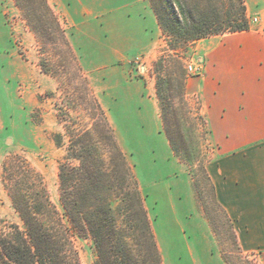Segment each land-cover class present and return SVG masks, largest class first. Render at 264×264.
Wrapping results in <instances>:
<instances>
[{
  "label": "trees",
  "instance_id": "trees-1",
  "mask_svg": "<svg viewBox=\"0 0 264 264\" xmlns=\"http://www.w3.org/2000/svg\"><path fill=\"white\" fill-rule=\"evenodd\" d=\"M13 1L36 39L39 68L56 78L63 91L56 111L64 133L52 139L64 147V155L57 173L60 208L51 201L42 174L26 158L15 154L2 164V187L18 222L0 230V264H81L74 236L91 241L93 264H162L138 182L57 14L46 0ZM148 1L165 41L152 62L162 131L173 154L197 166L215 210L229 227L238 250L235 261L219 247L224 263L250 262L207 171L205 118L185 91L190 77L187 53L197 40L250 29L244 0ZM77 107L87 118L82 126L71 115ZM192 181L197 206L217 238L214 218L201 203L196 179Z\"/></svg>",
  "mask_w": 264,
  "mask_h": 264
},
{
  "label": "rangeland",
  "instance_id": "rangeland-1",
  "mask_svg": "<svg viewBox=\"0 0 264 264\" xmlns=\"http://www.w3.org/2000/svg\"><path fill=\"white\" fill-rule=\"evenodd\" d=\"M46 1L57 14L138 182L162 264H215L216 256L222 264L219 247L235 260L238 249L197 166L176 157L162 131L152 71V62L165 44L162 31L152 42L153 50L146 45L136 47L123 33L126 21L117 9L129 0ZM80 4L86 12L83 28L70 25L64 15L67 6ZM141 48L145 50L137 52ZM196 56L192 50L187 53V62L198 68L190 73V80L201 71ZM40 58L22 12L13 0H0V230L18 222L1 183L2 164L12 155L23 156L42 174L51 201L60 208L57 173L64 147H57L52 136L64 133L56 111L63 91L56 78L41 71ZM187 97L198 102L195 96ZM71 115L80 126L87 122L79 107ZM206 130L207 148L203 152L208 163L216 145L209 139L207 126ZM194 178L201 203L214 218L218 239L197 206ZM73 243L80 263L93 264L91 241L74 236ZM240 250L250 262L236 264H264V252Z\"/></svg>",
  "mask_w": 264,
  "mask_h": 264
},
{
  "label": "crops",
  "instance_id": "crops-1",
  "mask_svg": "<svg viewBox=\"0 0 264 264\" xmlns=\"http://www.w3.org/2000/svg\"><path fill=\"white\" fill-rule=\"evenodd\" d=\"M244 3L250 29L197 40L192 51L201 71L187 80L185 91L197 98L216 145L206 167L239 245L264 252V0ZM67 7L68 23L83 28L82 4ZM117 9L126 21L127 39L153 50L161 30L148 0H129ZM214 263L220 264L217 256Z\"/></svg>",
  "mask_w": 264,
  "mask_h": 264
},
{
  "label": "built area",
  "instance_id": "built-area-1",
  "mask_svg": "<svg viewBox=\"0 0 264 264\" xmlns=\"http://www.w3.org/2000/svg\"><path fill=\"white\" fill-rule=\"evenodd\" d=\"M185 67H186V71L188 73H193V72H195L196 69H198L196 66H194L193 64H191L189 62L186 63Z\"/></svg>",
  "mask_w": 264,
  "mask_h": 264
}]
</instances>
